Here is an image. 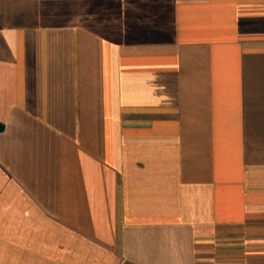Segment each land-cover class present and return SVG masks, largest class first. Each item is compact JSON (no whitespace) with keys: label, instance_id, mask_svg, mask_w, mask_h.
Returning a JSON list of instances; mask_svg holds the SVG:
<instances>
[{"label":"crops","instance_id":"0c3cea01","mask_svg":"<svg viewBox=\"0 0 264 264\" xmlns=\"http://www.w3.org/2000/svg\"><path fill=\"white\" fill-rule=\"evenodd\" d=\"M94 258L264 264V0H0V264Z\"/></svg>","mask_w":264,"mask_h":264},{"label":"rangeland","instance_id":"374dc122","mask_svg":"<svg viewBox=\"0 0 264 264\" xmlns=\"http://www.w3.org/2000/svg\"><path fill=\"white\" fill-rule=\"evenodd\" d=\"M93 260H94V264H97V261H96L97 259L94 258ZM78 264H82V261H79Z\"/></svg>","mask_w":264,"mask_h":264}]
</instances>
